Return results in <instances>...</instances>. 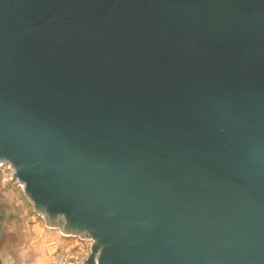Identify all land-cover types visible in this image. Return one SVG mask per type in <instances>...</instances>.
<instances>
[{"label":"water","instance_id":"95a60500","mask_svg":"<svg viewBox=\"0 0 264 264\" xmlns=\"http://www.w3.org/2000/svg\"><path fill=\"white\" fill-rule=\"evenodd\" d=\"M84 264H264V0H0V166Z\"/></svg>","mask_w":264,"mask_h":264},{"label":"rangeland","instance_id":"374dc122","mask_svg":"<svg viewBox=\"0 0 264 264\" xmlns=\"http://www.w3.org/2000/svg\"><path fill=\"white\" fill-rule=\"evenodd\" d=\"M10 178L9 167L0 166V264H56L54 258L73 249L75 239L47 227L24 199L21 185Z\"/></svg>","mask_w":264,"mask_h":264},{"label":"built area","instance_id":"2783aa9c","mask_svg":"<svg viewBox=\"0 0 264 264\" xmlns=\"http://www.w3.org/2000/svg\"><path fill=\"white\" fill-rule=\"evenodd\" d=\"M64 236L75 239L74 243L70 244L73 249L68 248L67 251L63 250L57 258L55 257L56 264H84L90 255L93 241L77 236Z\"/></svg>","mask_w":264,"mask_h":264},{"label":"trees","instance_id":"16d2710c","mask_svg":"<svg viewBox=\"0 0 264 264\" xmlns=\"http://www.w3.org/2000/svg\"><path fill=\"white\" fill-rule=\"evenodd\" d=\"M3 218H4L3 207L0 205V223H1Z\"/></svg>","mask_w":264,"mask_h":264}]
</instances>
